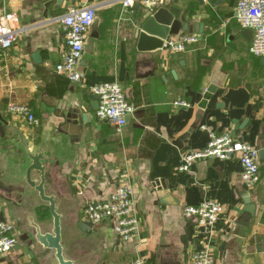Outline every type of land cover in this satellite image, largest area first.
Instances as JSON below:
<instances>
[{"label": "crops", "instance_id": "0c3cea01", "mask_svg": "<svg viewBox=\"0 0 264 264\" xmlns=\"http://www.w3.org/2000/svg\"><path fill=\"white\" fill-rule=\"evenodd\" d=\"M49 1L0 0L18 17L16 40L0 49V218L13 225L17 241L0 264H58L53 250L34 241L32 223L50 232L52 218L26 183L31 160L7 126L23 135L30 152H45V194L54 196L63 254L74 264H190L199 249L216 264H264V159L251 188L236 160H196L188 172L178 170L185 154L206 146L208 132L264 149V61L249 53L251 39L234 20L237 0H136L132 8L120 0H62L51 15ZM158 6L179 9L190 29L179 33L196 35L197 43L183 53L138 51L137 26ZM70 7L95 8L98 22L97 36L92 27L85 36L82 57L90 60L79 62L81 83L54 72L64 43L61 17ZM216 65L225 78L202 109ZM114 82L135 108L122 134L90 106V88ZM178 99L189 107H175ZM9 105H27L38 124L8 113ZM31 179L38 183L39 173L32 170ZM125 184L133 190L139 232L120 242L109 223L84 220L82 208ZM203 200L223 207L212 228L183 216L185 206ZM247 204L254 215L241 232Z\"/></svg>", "mask_w": 264, "mask_h": 264}, {"label": "built area", "instance_id": "2783aa9c", "mask_svg": "<svg viewBox=\"0 0 264 264\" xmlns=\"http://www.w3.org/2000/svg\"><path fill=\"white\" fill-rule=\"evenodd\" d=\"M135 2L136 0H120L124 8H132ZM233 17L241 29L252 31L249 53L264 57V0H237ZM95 19L96 9L93 7H70L61 17L64 43L59 62L54 66L55 74L64 76L70 82L81 83L83 75L78 70V65L84 51L85 36ZM17 21V15L7 12L0 5V49L3 52L16 40ZM197 41L196 35L179 33L165 39L162 49L183 53ZM90 90L98 97L96 117L108 122L117 134H122L127 124L126 118L135 111L122 87L116 82L101 83L92 86ZM173 105L179 108L189 107V103L183 99L174 101ZM7 112L23 118L31 125L39 122L27 105H9ZM208 137L203 149L189 152L181 158L179 171L188 172L196 160H236L242 168L240 179L243 184L251 188L260 182L258 149L237 141L228 133L208 132ZM222 212V205L214 200H203L196 206L183 208L185 218H193L198 226L205 228H212ZM82 217L92 226L109 223L120 242L132 240L139 232L133 190L129 184L115 188L107 198L86 202L82 208ZM13 230L11 223L0 218V257L11 252L16 245ZM189 259L190 264H216L215 258L207 249L192 252ZM132 264L142 263L136 259Z\"/></svg>", "mask_w": 264, "mask_h": 264}, {"label": "water", "instance_id": "95a60500", "mask_svg": "<svg viewBox=\"0 0 264 264\" xmlns=\"http://www.w3.org/2000/svg\"><path fill=\"white\" fill-rule=\"evenodd\" d=\"M58 1V3H57ZM62 0H50L45 4L49 9V15H51V9L55 4H61ZM180 10L175 8H165L162 6L150 8L146 14L143 16L142 21L137 26V40L136 48L140 52H153L162 49L163 41L168 37L178 35L179 32L190 31L187 23H182L179 20ZM97 20L92 24V30L95 37L97 36ZM195 33H198L199 29L202 28L201 24L194 26ZM243 36L247 39H251L252 31L244 30ZM38 55H34L33 59L37 61ZM90 60V56L85 54L82 57V61L85 63ZM264 61V57H262ZM224 75L219 72V66L216 65L213 72L209 77V84L205 89L203 100L200 102L199 107L205 108L208 99L211 94L216 90L217 87H221ZM93 103H90L92 110H97L98 108V97L96 95L91 96ZM84 119H86L84 117ZM127 121L129 117L126 118ZM7 132H10L13 136H16L20 144L26 150L27 156L31 160V164L26 170V183L32 189H34L39 198L48 204V212L52 218V229L50 232H42L37 224H33L34 228V241L37 245L41 246L42 249H48L54 251V258L58 264H74L73 260L65 258L63 254V247L61 244V222L60 215L57 212V207L55 203L54 196H48L45 194V172L46 166L43 164L46 161V156L44 150L41 148L38 152L32 153L29 150L28 145L24 141L23 135L18 132L13 126H7ZM179 142H177L178 144ZM259 159H264V149L259 150ZM35 170L39 173V182L31 179V171ZM255 206L252 204H247L243 209V214L238 221L239 229L241 232L249 226L250 220L254 215Z\"/></svg>", "mask_w": 264, "mask_h": 264}, {"label": "rangeland", "instance_id": "374dc122", "mask_svg": "<svg viewBox=\"0 0 264 264\" xmlns=\"http://www.w3.org/2000/svg\"><path fill=\"white\" fill-rule=\"evenodd\" d=\"M73 254H74V255H73L74 257H77V256H76V254H77L76 252H73Z\"/></svg>", "mask_w": 264, "mask_h": 264}]
</instances>
